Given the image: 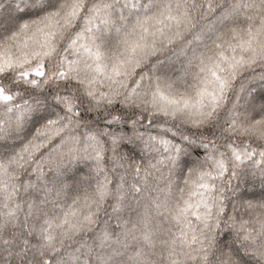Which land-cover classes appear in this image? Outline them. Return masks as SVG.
Wrapping results in <instances>:
<instances>
[{
	"label": "clouds",
	"instance_id": "obj_1",
	"mask_svg": "<svg viewBox=\"0 0 264 264\" xmlns=\"http://www.w3.org/2000/svg\"><path fill=\"white\" fill-rule=\"evenodd\" d=\"M0 95V264H264V0H0Z\"/></svg>",
	"mask_w": 264,
	"mask_h": 264
},
{
	"label": "snow or ice",
	"instance_id": "obj_2",
	"mask_svg": "<svg viewBox=\"0 0 264 264\" xmlns=\"http://www.w3.org/2000/svg\"><path fill=\"white\" fill-rule=\"evenodd\" d=\"M49 23H55V21L50 20ZM36 74H37V75H42V73H39V72L36 73ZM25 75H27V74H25ZM0 99L7 100V99H9V97L0 95ZM256 130H257L261 135H264V128L256 129ZM162 143L167 144V141L162 140ZM237 159H239V156H237Z\"/></svg>",
	"mask_w": 264,
	"mask_h": 264
}]
</instances>
